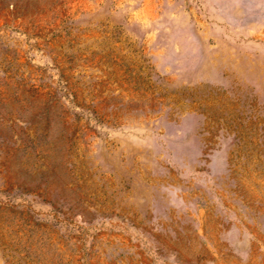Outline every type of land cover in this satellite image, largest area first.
<instances>
[{
  "label": "rangeland",
  "instance_id": "1",
  "mask_svg": "<svg viewBox=\"0 0 264 264\" xmlns=\"http://www.w3.org/2000/svg\"><path fill=\"white\" fill-rule=\"evenodd\" d=\"M0 264H264V0H0Z\"/></svg>",
  "mask_w": 264,
  "mask_h": 264
}]
</instances>
